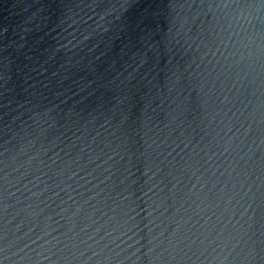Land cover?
I'll use <instances>...</instances> for the list:
<instances>
[{
  "label": "water",
  "instance_id": "obj_1",
  "mask_svg": "<svg viewBox=\"0 0 264 264\" xmlns=\"http://www.w3.org/2000/svg\"><path fill=\"white\" fill-rule=\"evenodd\" d=\"M0 264H264V0H0Z\"/></svg>",
  "mask_w": 264,
  "mask_h": 264
}]
</instances>
